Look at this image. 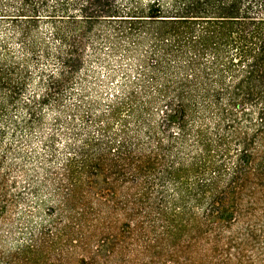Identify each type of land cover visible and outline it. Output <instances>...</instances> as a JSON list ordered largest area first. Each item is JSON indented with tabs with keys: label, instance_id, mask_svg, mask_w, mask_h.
Wrapping results in <instances>:
<instances>
[{
	"label": "rangeland",
	"instance_id": "obj_1",
	"mask_svg": "<svg viewBox=\"0 0 264 264\" xmlns=\"http://www.w3.org/2000/svg\"><path fill=\"white\" fill-rule=\"evenodd\" d=\"M29 1L0 3V264H264L262 105L179 107L130 0Z\"/></svg>",
	"mask_w": 264,
	"mask_h": 264
},
{
	"label": "trees",
	"instance_id": "obj_2",
	"mask_svg": "<svg viewBox=\"0 0 264 264\" xmlns=\"http://www.w3.org/2000/svg\"><path fill=\"white\" fill-rule=\"evenodd\" d=\"M8 1L13 0L1 2ZM130 5L131 13L146 12L128 15L135 18L130 20H150L143 22L154 31L145 34L159 43L163 57L175 59L174 66L163 64L157 70L168 77L162 90L172 86L179 107L215 106L223 123L235 120L226 114L236 101L253 107L259 102L264 115V0H154L140 11L131 0ZM8 8L36 10L29 0ZM103 10L119 16L115 8ZM260 121L264 125V116Z\"/></svg>",
	"mask_w": 264,
	"mask_h": 264
}]
</instances>
